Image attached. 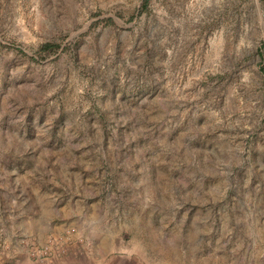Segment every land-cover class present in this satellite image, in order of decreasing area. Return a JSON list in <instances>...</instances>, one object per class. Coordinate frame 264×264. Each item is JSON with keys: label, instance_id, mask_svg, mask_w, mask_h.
<instances>
[{"label": "rangeland", "instance_id": "374dc122", "mask_svg": "<svg viewBox=\"0 0 264 264\" xmlns=\"http://www.w3.org/2000/svg\"><path fill=\"white\" fill-rule=\"evenodd\" d=\"M73 242L264 264V0H0V247Z\"/></svg>", "mask_w": 264, "mask_h": 264}, {"label": "crops", "instance_id": "0c3cea01", "mask_svg": "<svg viewBox=\"0 0 264 264\" xmlns=\"http://www.w3.org/2000/svg\"><path fill=\"white\" fill-rule=\"evenodd\" d=\"M75 244L76 242L65 243L57 247L38 243L35 248L40 250V254L47 255L44 264H104L103 258L94 259L93 256L85 255L84 246L77 247ZM30 248H23L21 245L15 247L11 244V251H7L0 247V264H42L31 259Z\"/></svg>", "mask_w": 264, "mask_h": 264}, {"label": "trees", "instance_id": "16d2710c", "mask_svg": "<svg viewBox=\"0 0 264 264\" xmlns=\"http://www.w3.org/2000/svg\"><path fill=\"white\" fill-rule=\"evenodd\" d=\"M57 46L53 43H45L41 46L42 51H52L56 48Z\"/></svg>", "mask_w": 264, "mask_h": 264}, {"label": "built area", "instance_id": "2783aa9c", "mask_svg": "<svg viewBox=\"0 0 264 264\" xmlns=\"http://www.w3.org/2000/svg\"><path fill=\"white\" fill-rule=\"evenodd\" d=\"M40 257H41V260H44L45 258H47V255H41Z\"/></svg>", "mask_w": 264, "mask_h": 264}]
</instances>
